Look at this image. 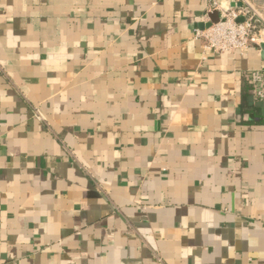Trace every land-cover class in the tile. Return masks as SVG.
<instances>
[{
    "label": "crops",
    "instance_id": "1",
    "mask_svg": "<svg viewBox=\"0 0 264 264\" xmlns=\"http://www.w3.org/2000/svg\"><path fill=\"white\" fill-rule=\"evenodd\" d=\"M207 9L0 0V264H264V44Z\"/></svg>",
    "mask_w": 264,
    "mask_h": 264
},
{
    "label": "built area",
    "instance_id": "2",
    "mask_svg": "<svg viewBox=\"0 0 264 264\" xmlns=\"http://www.w3.org/2000/svg\"><path fill=\"white\" fill-rule=\"evenodd\" d=\"M207 16L218 12L219 21L204 29H196L195 37L203 40L207 49L218 51H245L253 44H264V13L252 0H207ZM264 6V0H261ZM253 85L256 100L264 101V69L245 73Z\"/></svg>",
    "mask_w": 264,
    "mask_h": 264
},
{
    "label": "water",
    "instance_id": "3",
    "mask_svg": "<svg viewBox=\"0 0 264 264\" xmlns=\"http://www.w3.org/2000/svg\"><path fill=\"white\" fill-rule=\"evenodd\" d=\"M210 18L213 22H218L219 21V14L218 12H213L210 14Z\"/></svg>",
    "mask_w": 264,
    "mask_h": 264
}]
</instances>
